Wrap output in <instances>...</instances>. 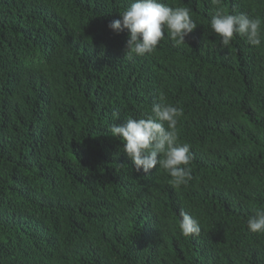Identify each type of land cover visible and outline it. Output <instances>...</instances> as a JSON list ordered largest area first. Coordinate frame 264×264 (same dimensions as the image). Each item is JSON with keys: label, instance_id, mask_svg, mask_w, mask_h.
Listing matches in <instances>:
<instances>
[{"label": "trees", "instance_id": "16d2710c", "mask_svg": "<svg viewBox=\"0 0 264 264\" xmlns=\"http://www.w3.org/2000/svg\"><path fill=\"white\" fill-rule=\"evenodd\" d=\"M196 28L150 55L111 30L130 0H0V264H264V0H165ZM262 21L221 47L217 8ZM181 107L192 179L137 172L113 124ZM201 223L182 235L180 211Z\"/></svg>", "mask_w": 264, "mask_h": 264}, {"label": "clouds", "instance_id": "9594fccd", "mask_svg": "<svg viewBox=\"0 0 264 264\" xmlns=\"http://www.w3.org/2000/svg\"><path fill=\"white\" fill-rule=\"evenodd\" d=\"M216 5L220 0H213ZM121 18L111 21L108 27L116 33L128 30L126 55L152 54L165 38V32L179 46L197 26L191 9L171 6L165 0H130L120 13ZM261 19L246 13L233 14L217 8L210 19V28L220 37L221 47L231 44L234 36L245 37L256 47L262 44ZM184 115L181 107L167 103L163 95L151 105V114L143 118L129 117L121 124H113L110 133L123 141V152L131 159L135 170L147 174L151 169L162 168L170 176L173 187L186 186L192 179L193 155L189 143H181L178 123ZM179 228L183 236H199L200 221L191 213L181 210ZM253 233H264V208H258L247 220Z\"/></svg>", "mask_w": 264, "mask_h": 264}]
</instances>
